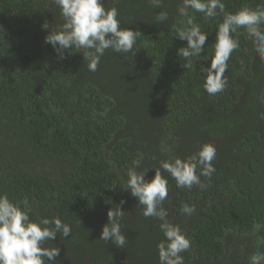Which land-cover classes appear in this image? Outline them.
<instances>
[{
	"label": "trees",
	"instance_id": "trees-1",
	"mask_svg": "<svg viewBox=\"0 0 264 264\" xmlns=\"http://www.w3.org/2000/svg\"><path fill=\"white\" fill-rule=\"evenodd\" d=\"M182 0H105L121 27L139 31L135 54L106 50L95 72L82 51L60 58L45 37L64 23L54 0H0V192L27 197L30 218L57 217L72 231L56 264H159V221L145 217L125 189L127 171L154 176L161 160L186 158L204 143L217 149L211 179L176 187L167 173L168 219L190 240L184 264H249L264 252V60L243 29L234 38L223 92L208 94L202 65H210L217 25L189 16L208 34L204 52L184 68L177 29ZM226 10L264 7V0H223ZM160 11L168 20L157 22ZM47 22L49 29L42 26ZM199 172V169L197 170ZM121 199L123 248L99 239L107 212ZM195 207L185 215L181 205Z\"/></svg>",
	"mask_w": 264,
	"mask_h": 264
},
{
	"label": "clouds",
	"instance_id": "clouds-1",
	"mask_svg": "<svg viewBox=\"0 0 264 264\" xmlns=\"http://www.w3.org/2000/svg\"><path fill=\"white\" fill-rule=\"evenodd\" d=\"M155 7H160L162 0H149ZM60 10L64 23L49 32L45 43L50 44L60 58L64 50L82 51L88 70L95 72L106 50L117 54H135L134 45L141 33L131 28L121 27L116 7H105V0H54ZM189 10L203 14L205 21L222 17L217 25L214 53L210 65H202L200 72L205 77V91L214 95L223 92L227 86L225 72L231 54L238 48L239 42L234 38L243 29L253 41L255 52L264 60V7L250 9L243 7L236 12L226 10L223 0H182L177 14L187 17L185 28L177 29V37L186 41L185 47L178 49V56L183 57L184 68H192V58L204 52L208 34L189 16ZM168 20V12L160 11L157 22ZM49 29L45 22L42 26ZM217 149L213 143L202 144L198 151L186 157H174L161 160L154 176L146 179V171H137L140 160L134 161L126 175V188L136 198L142 214L154 217L159 223L163 239L157 243L159 264H184L181 253L190 248V240L179 224L172 223L167 209L163 207L168 198V179L162 174L167 172L176 182V187L191 190L201 186L200 176L211 179L216 172L214 161ZM199 169V172L197 171ZM121 199L117 207L107 212V222L102 226L99 239L110 241L118 248H123L127 237L122 232L121 220L125 213ZM185 215H192L195 207L188 203L181 205ZM71 227L57 217L30 218V205L27 197L20 201L10 199L7 192H0V264H56L60 256L59 247H45V243L54 241L59 234L68 238ZM249 264H264V252L256 251L249 257Z\"/></svg>",
	"mask_w": 264,
	"mask_h": 264
}]
</instances>
